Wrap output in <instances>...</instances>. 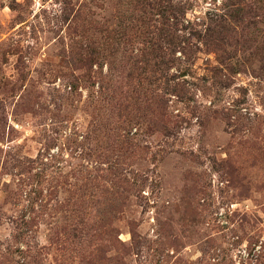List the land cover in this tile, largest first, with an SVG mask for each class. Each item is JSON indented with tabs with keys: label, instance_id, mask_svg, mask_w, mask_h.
I'll return each instance as SVG.
<instances>
[{
	"label": "rangeland",
	"instance_id": "1",
	"mask_svg": "<svg viewBox=\"0 0 264 264\" xmlns=\"http://www.w3.org/2000/svg\"><path fill=\"white\" fill-rule=\"evenodd\" d=\"M0 264H264V0H0Z\"/></svg>",
	"mask_w": 264,
	"mask_h": 264
},
{
	"label": "trees",
	"instance_id": "2",
	"mask_svg": "<svg viewBox=\"0 0 264 264\" xmlns=\"http://www.w3.org/2000/svg\"><path fill=\"white\" fill-rule=\"evenodd\" d=\"M124 25L126 27L128 25V23L124 24ZM136 27L137 26L135 25V28ZM219 33L220 32H217V34H219ZM172 43H173L172 39L168 40V44H172ZM140 97H141V93L136 95V91L134 93L125 92L123 94V100H127L129 102L128 105H133V106H137V102H139L141 100ZM123 108H126V106H124Z\"/></svg>",
	"mask_w": 264,
	"mask_h": 264
}]
</instances>
